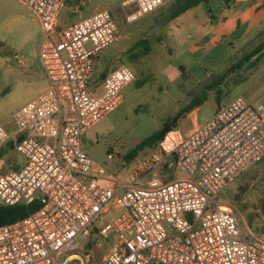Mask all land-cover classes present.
Wrapping results in <instances>:
<instances>
[{
	"label": "built area",
	"instance_id": "built-area-1",
	"mask_svg": "<svg viewBox=\"0 0 264 264\" xmlns=\"http://www.w3.org/2000/svg\"><path fill=\"white\" fill-rule=\"evenodd\" d=\"M18 1L42 23L40 60L50 84L0 125V155L13 148L25 159L21 170L0 175V206L40 207L0 226V264H92L85 232L100 221L105 227L95 230L110 241L104 264H264V234L220 200L264 160V103L238 98L206 125L172 130L157 150L109 173L85 153L83 137L122 106L137 80L122 66L91 87L96 57L117 40L115 18L101 11L60 28L66 0ZM165 2L124 3L126 24ZM176 167L186 176L166 180Z\"/></svg>",
	"mask_w": 264,
	"mask_h": 264
},
{
	"label": "rangeland",
	"instance_id": "rangeland-1",
	"mask_svg": "<svg viewBox=\"0 0 264 264\" xmlns=\"http://www.w3.org/2000/svg\"><path fill=\"white\" fill-rule=\"evenodd\" d=\"M125 1L66 0L59 15L60 28L76 25L101 11H110L115 18L119 34L116 42L95 59L92 88L102 83V77L111 69L126 66L136 75L137 83L124 90L122 106L83 137L85 153L99 168L112 174L118 172L125 162L144 158L145 153L138 152L140 146L156 135L166 122L186 110L195 98H205L199 107L201 125H206L220 108L238 98H245L252 105L264 103V51L257 60L236 71L223 84L214 80L262 45L264 35L251 33L247 45L241 47L229 64L198 84L194 80L186 81L176 63L160 58L156 54L158 48L144 60L141 57L144 48L128 54L136 42L147 36L148 27L144 19L126 24ZM168 10L169 7L164 10L166 15L163 18L168 15ZM43 38L42 23L29 8L18 0H0V125L6 124L49 87V79L40 60ZM235 80L240 84H235ZM215 83L213 90L209 91L207 87ZM192 128L189 117L178 126L183 132ZM136 153L139 155L134 160H126ZM109 156L113 160H109ZM24 165L25 159L21 154L11 148L5 149L0 158V175L10 170H21ZM173 176L184 177L186 173L176 167L168 172L166 180ZM220 200L234 205L244 224L255 235L264 234V160L232 180ZM105 225V222H96L94 228L85 232L84 249L90 250L92 264H104L110 241L102 239L95 229H103ZM90 243L92 246L88 248Z\"/></svg>",
	"mask_w": 264,
	"mask_h": 264
},
{
	"label": "crops",
	"instance_id": "crops-1",
	"mask_svg": "<svg viewBox=\"0 0 264 264\" xmlns=\"http://www.w3.org/2000/svg\"><path fill=\"white\" fill-rule=\"evenodd\" d=\"M128 1L131 0L123 4ZM175 2L166 0L159 11L143 18L148 29L141 41L148 40L151 50L145 55L141 53V57L148 58L158 48L156 54L160 58L176 63L180 71L186 70V81L204 83L236 57L241 47L247 45L251 33L264 35V0H211L171 21L170 12ZM167 7L168 15L163 18ZM129 9L134 12L137 6ZM188 117L193 128L200 124L199 109Z\"/></svg>",
	"mask_w": 264,
	"mask_h": 264
},
{
	"label": "trees",
	"instance_id": "trees-1",
	"mask_svg": "<svg viewBox=\"0 0 264 264\" xmlns=\"http://www.w3.org/2000/svg\"><path fill=\"white\" fill-rule=\"evenodd\" d=\"M211 0H176V2L173 4L170 12V20L174 21L186 12L199 7L202 4H208ZM144 48V50L141 52L142 54H147L151 50V44L148 40H143L137 43L134 51H137L138 49ZM264 51V43L260 45L256 50H254L249 55H246L243 57V59L237 63L236 65L229 68L223 75L218 77L217 79H214L215 81H219L220 85L227 81V78H231V75L236 73V71L242 69L247 64L251 63L253 60H257L258 56ZM183 78L185 79L186 76V70L184 68L181 69ZM104 75L102 77V80L105 79ZM235 84H240L239 81H234ZM216 83L214 85H209L207 88L209 91H212L215 87ZM205 100L204 97L195 98L192 103L187 107L186 110L178 113L173 119L169 120L165 123L164 127L152 138L144 142L142 146H140V149L138 150L139 153H145L144 158L148 156L150 153L157 150L160 142L163 140L165 135L172 131V130H179L178 126L180 122L184 119H188V116L193 113L195 110L199 109V107L203 104V101ZM13 150V148H11ZM139 153L135 155H131L126 160L132 161L134 158H136ZM3 153L0 155V158L2 157ZM39 204L36 203L34 205L30 206H16V207H2L0 206V226L10 225L15 222H18L20 220H23L27 218L30 214H33L39 209ZM91 243L88 245V248H91Z\"/></svg>",
	"mask_w": 264,
	"mask_h": 264
}]
</instances>
